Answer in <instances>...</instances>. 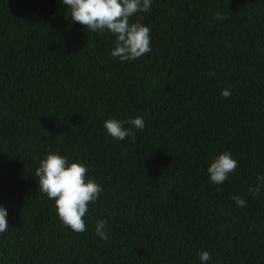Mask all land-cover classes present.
<instances>
[{"label": "trees", "instance_id": "1", "mask_svg": "<svg viewBox=\"0 0 264 264\" xmlns=\"http://www.w3.org/2000/svg\"><path fill=\"white\" fill-rule=\"evenodd\" d=\"M66 9L61 0H0V206L9 226L0 264H201L203 250L207 264H264V191H248L264 174V0H152L139 13L151 51L124 62L110 55L114 36L86 32ZM136 116L145 128L133 129L135 142L103 127ZM46 150L83 163L103 188L83 233L62 225L39 190ZM224 151L238 167L216 185L207 167ZM98 220L107 241L95 234Z\"/></svg>", "mask_w": 264, "mask_h": 264}, {"label": "clouds", "instance_id": "2", "mask_svg": "<svg viewBox=\"0 0 264 264\" xmlns=\"http://www.w3.org/2000/svg\"><path fill=\"white\" fill-rule=\"evenodd\" d=\"M67 6L70 20L80 24L86 32H108L115 38L114 47L110 53L121 62L134 61L151 51V29L140 22L139 13L150 11L152 0H61ZM136 17L134 20L133 17ZM227 17L217 13L215 19ZM221 95L227 99L230 90L225 88ZM127 124L129 127H125ZM106 132L114 139L123 141L131 138L135 142L133 129L143 131L145 121L141 116L129 117L125 120L107 119L103 122ZM238 167V162L228 151L215 156L207 167L210 181L222 185ZM89 169L80 162H71L67 156L46 150L35 169L40 192L53 201L55 214L61 224L74 233H83L87 226L84 217L88 205L95 203L103 188L101 184L90 178ZM253 199L264 191V174L256 176L254 186L248 189ZM232 200L238 207H245L246 201L239 195H233ZM7 210L0 206V233L9 229ZM95 234L104 241L108 240L106 221L98 220ZM201 264H207L211 259L208 251L198 253Z\"/></svg>", "mask_w": 264, "mask_h": 264}]
</instances>
